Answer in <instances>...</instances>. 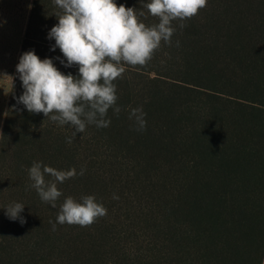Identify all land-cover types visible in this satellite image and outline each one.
I'll return each mask as SVG.
<instances>
[{"label":"trees","instance_id":"16d2710c","mask_svg":"<svg viewBox=\"0 0 264 264\" xmlns=\"http://www.w3.org/2000/svg\"><path fill=\"white\" fill-rule=\"evenodd\" d=\"M115 2L146 26L159 22L150 0ZM59 13L53 0H33L20 56L34 50L77 76L50 50ZM173 26L170 45L114 81L121 111L108 110L110 125H88L71 144L72 126L17 103L15 72L0 136V264H264V0H208ZM33 162L77 171L58 183L55 208L31 187ZM88 195L106 216L56 223L67 197ZM15 203L23 224L5 215Z\"/></svg>","mask_w":264,"mask_h":264},{"label":"clouds","instance_id":"9594fccd","mask_svg":"<svg viewBox=\"0 0 264 264\" xmlns=\"http://www.w3.org/2000/svg\"><path fill=\"white\" fill-rule=\"evenodd\" d=\"M53 2L61 13L58 14V24L48 32V39L55 40L50 50L59 48L66 63L60 57L55 59H59L66 68L78 66V75L64 74L54 65L53 59L41 60L34 50L26 51L16 65L24 89L17 103L29 113H43L53 122L72 126L74 131L67 141L69 144L88 125L108 127L111 121L106 116L110 108L119 114L121 108L117 106L114 81L122 78L125 65H147L162 41L171 44L176 32L173 22L193 18L208 4V0H150L144 6L159 22L146 26L138 18L135 8L124 4L117 6L115 0ZM180 27L185 25L181 23ZM145 115L142 109H133L130 114V118L135 117L137 121L138 131L146 130ZM84 171L81 169L79 175L82 176ZM28 174L33 181L31 187L41 200L55 208L62 195L58 183L75 178L77 171L75 168L57 170L33 162ZM46 176L53 179L46 180ZM118 198L113 196V199ZM24 207L20 203L10 205L5 208V215L23 224L26 222L21 216ZM107 212V208L93 195L82 197L81 202L69 196L60 205L56 223L88 227L106 216ZM52 228L56 230L55 223Z\"/></svg>","mask_w":264,"mask_h":264},{"label":"rangeland","instance_id":"374dc122","mask_svg":"<svg viewBox=\"0 0 264 264\" xmlns=\"http://www.w3.org/2000/svg\"><path fill=\"white\" fill-rule=\"evenodd\" d=\"M32 3L0 0V136Z\"/></svg>","mask_w":264,"mask_h":264}]
</instances>
